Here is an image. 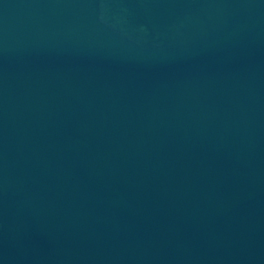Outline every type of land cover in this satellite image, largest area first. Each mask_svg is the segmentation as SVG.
I'll use <instances>...</instances> for the list:
<instances>
[{"label": "water", "instance_id": "water-1", "mask_svg": "<svg viewBox=\"0 0 264 264\" xmlns=\"http://www.w3.org/2000/svg\"><path fill=\"white\" fill-rule=\"evenodd\" d=\"M0 264H264V0H0Z\"/></svg>", "mask_w": 264, "mask_h": 264}]
</instances>
